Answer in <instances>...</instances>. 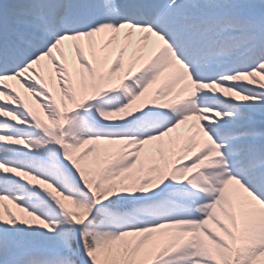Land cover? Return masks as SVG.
Here are the masks:
<instances>
[{"label":"snow or ice","instance_id":"obj_1","mask_svg":"<svg viewBox=\"0 0 264 264\" xmlns=\"http://www.w3.org/2000/svg\"><path fill=\"white\" fill-rule=\"evenodd\" d=\"M0 264H264V0H0Z\"/></svg>","mask_w":264,"mask_h":264}]
</instances>
